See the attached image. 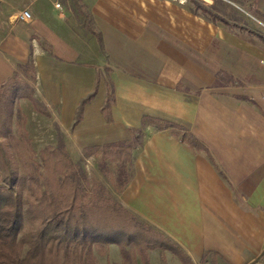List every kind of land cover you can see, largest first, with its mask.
Returning a JSON list of instances; mask_svg holds the SVG:
<instances>
[{
  "label": "crops",
  "instance_id": "obj_1",
  "mask_svg": "<svg viewBox=\"0 0 264 264\" xmlns=\"http://www.w3.org/2000/svg\"><path fill=\"white\" fill-rule=\"evenodd\" d=\"M69 1L0 0V88L17 75L51 114L70 117L108 68L112 113L90 121L95 141L85 146L131 141L140 130L122 207L193 260L208 252L225 264H264V41L188 0H78L88 31ZM248 2L264 18V0ZM30 59L28 79L15 66ZM145 116L181 125L209 152Z\"/></svg>",
  "mask_w": 264,
  "mask_h": 264
},
{
  "label": "trees",
  "instance_id": "obj_2",
  "mask_svg": "<svg viewBox=\"0 0 264 264\" xmlns=\"http://www.w3.org/2000/svg\"><path fill=\"white\" fill-rule=\"evenodd\" d=\"M202 10L209 12L204 8ZM209 13L213 20L228 23L224 18ZM251 33L264 41V35ZM29 63L34 67L32 59ZM12 81L10 79L3 92H0V137H7L11 131L13 92L19 88V85L9 86ZM18 84L24 89L28 87L23 80L20 83L18 80ZM28 89L31 90V87ZM93 97L94 94H90L82 101V105ZM31 98L37 104L36 99L33 96ZM37 109L47 113L45 109ZM81 116L82 110L76 123ZM144 119L155 122L160 129L174 127L183 141L197 150L209 152L198 138L181 125L149 116ZM127 149L125 153L129 159L122 160L123 164L130 161L129 144ZM85 151L89 156L102 154L108 160L110 155L115 157L124 154L118 142L88 146ZM73 177L54 181L49 191L35 189L31 184L29 191L33 193V198L29 196L24 199L25 177L19 176L0 143V264H97L94 248L99 246L104 249L110 245L119 247L123 264H129L130 257L134 259L137 255L148 264L147 253L156 250L170 252L181 264H194L178 245L141 223L120 204L106 197L88 200L85 188L78 181V174L74 173ZM128 182L129 179L125 180L124 187ZM104 195L108 197L106 192ZM28 218L36 226L24 234Z\"/></svg>",
  "mask_w": 264,
  "mask_h": 264
},
{
  "label": "rangeland",
  "instance_id": "obj_3",
  "mask_svg": "<svg viewBox=\"0 0 264 264\" xmlns=\"http://www.w3.org/2000/svg\"><path fill=\"white\" fill-rule=\"evenodd\" d=\"M188 1L191 2L193 10L196 13H201L209 19H212L209 13L211 12L218 18H224L226 21L228 20L241 32H253L264 35V18L260 16L252 6H249L248 0L234 2V5L231 3L233 0ZM69 7L72 9L73 14L79 19L82 27L88 31H92L91 29H93V26L91 17L79 1L70 0ZM202 8L209 12L203 11ZM1 30L2 29H0V32H2ZM98 38L92 39L93 41L89 43L91 49H93L92 45L94 44L93 51H96L95 49L98 50V42L100 43L99 35ZM111 49H113V61H117L120 45L113 44ZM15 67L19 71L24 72L25 77L31 79L33 69L29 62L25 63L24 66L16 65ZM103 69L97 72V85L95 91L92 92L94 97L99 93L96 99L90 106L88 105L89 102L82 105V101L85 98L82 99L76 112L70 117L67 116L64 118H62L61 112L58 115L56 109H54L55 113L51 114L47 107L37 99V104L33 102L31 98L32 92L28 89L30 83L17 75L13 76L17 74V71L12 75L13 77L10 78L13 79V81L10 82L9 86L16 87L19 85L17 86L19 88L16 89L17 91H14L15 93L13 92L14 100L10 134L7 137H0V143L11 159L12 164L17 168L19 176L25 177L24 199H28L29 196L33 198V193L29 191V188L32 187L31 184H33L35 189L49 191L50 185L54 183V181L64 180L69 176L73 177V174L76 173L80 179L78 180L79 183L86 190L85 196L88 200L95 201L96 197H106L120 204L119 196L125 188V180L129 179L130 176L129 163L131 161L132 149H130V161L123 164L122 160L127 161L129 159L125 153L126 150L128 151L127 144H129L131 148L133 147L135 143L134 137L139 136L138 132H140V130L135 129V131L132 132L133 137L131 141H118L124 149V154L119 156L115 155V157L114 155H110L109 160L102 154L89 156L85 151V148L88 147L85 146V144L95 141L94 138H89V132H91L92 129L91 124H93L90 123V121L97 118L101 120L105 118L108 120L112 113V105L115 102L114 88L109 76V69ZM16 79L17 81H15ZM18 80L19 83L23 80L24 84L28 86L27 89L21 88L22 86L18 84ZM5 86L6 84L4 87ZM103 86L105 87L104 103H102L103 96L101 95L104 93L101 91V87ZM3 89L4 88H0V92H3ZM37 107L45 109L47 113L39 111ZM81 110V119L76 123L79 119ZM100 114L103 116V119ZM83 119H86V123H81ZM94 124H96V132H100L102 135L107 134L106 128H101L104 125L103 123L97 122ZM104 192L108 194V197L104 195ZM35 226L36 223H32V220L28 218L23 233L31 232ZM129 251L131 255V250ZM147 254L148 264H181L170 252L156 250L149 251ZM94 256L97 264H123L120 249L116 245H110L104 249L96 246L94 248ZM193 256L195 257L194 260L190 258L194 264H225L215 253L205 254L204 252L202 256ZM129 264L145 263L141 260V257L137 255L134 259L130 257Z\"/></svg>",
  "mask_w": 264,
  "mask_h": 264
},
{
  "label": "built area",
  "instance_id": "obj_4",
  "mask_svg": "<svg viewBox=\"0 0 264 264\" xmlns=\"http://www.w3.org/2000/svg\"><path fill=\"white\" fill-rule=\"evenodd\" d=\"M19 17L22 18V19H31L32 18V14H31V12L29 10H23Z\"/></svg>",
  "mask_w": 264,
  "mask_h": 264
}]
</instances>
